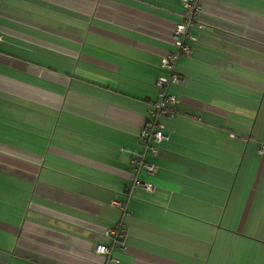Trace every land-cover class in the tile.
I'll return each mask as SVG.
<instances>
[{
    "label": "crops",
    "instance_id": "0c3cea01",
    "mask_svg": "<svg viewBox=\"0 0 264 264\" xmlns=\"http://www.w3.org/2000/svg\"><path fill=\"white\" fill-rule=\"evenodd\" d=\"M199 4L154 154L183 1L0 0V264H264V0Z\"/></svg>",
    "mask_w": 264,
    "mask_h": 264
},
{
    "label": "built area",
    "instance_id": "2783aa9c",
    "mask_svg": "<svg viewBox=\"0 0 264 264\" xmlns=\"http://www.w3.org/2000/svg\"><path fill=\"white\" fill-rule=\"evenodd\" d=\"M182 1L185 7L184 12L182 13L183 21L176 24L173 33L176 49L167 52L161 59V67L166 70V73L158 76L156 79L158 94L156 98L150 101L146 122L139 130V137L142 145L144 148L150 149L154 154H156L158 150L156 143L167 138V135L163 130V126L159 122L158 116L172 115L175 112L174 103L176 102V95L170 91L169 85L171 82H178L181 78L180 73L176 68L177 60L182 53H189L191 50V44H188L185 39L186 37L194 39V36L191 35L188 28L192 23L194 13L200 10L199 0ZM131 163L135 171L139 169L151 171L154 168L152 163L146 161L140 155L132 158ZM135 183L145 188L153 187V185L149 182L139 179H135ZM118 205L121 204L118 203ZM110 231L114 233L118 240H120L119 243L115 245V247H122V238L126 234V228L120 222H118L114 224ZM112 249L113 248L108 247L105 244H97L95 251L99 254H106L112 259Z\"/></svg>",
    "mask_w": 264,
    "mask_h": 264
}]
</instances>
